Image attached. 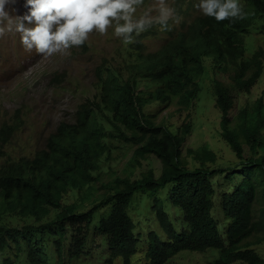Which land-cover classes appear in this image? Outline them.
Listing matches in <instances>:
<instances>
[{
	"label": "trees",
	"instance_id": "obj_1",
	"mask_svg": "<svg viewBox=\"0 0 264 264\" xmlns=\"http://www.w3.org/2000/svg\"><path fill=\"white\" fill-rule=\"evenodd\" d=\"M199 0H174L179 23L160 31L153 26L125 46L121 66L102 61L95 69L96 94L79 105L73 123H61L32 155L0 161V264H65L78 258L89 234L101 237L109 263L130 264L139 236L129 214L135 195L143 197L166 240L149 233L146 264H168L178 253L218 251L213 264H264L255 246L264 242V104L230 117L235 93H249L260 79L264 49L244 57V38L264 35V0H240L243 18L216 22L199 12ZM166 33L164 44L146 52L144 41ZM230 70L229 84L213 83L220 112V136L239 160L211 169L216 154L207 147L182 153L188 123L172 133L155 124L149 106L176 101L189 110L200 93L204 60ZM126 67V71L122 66ZM20 112L0 126V145L17 133ZM243 146L249 155L243 156ZM129 147L128 173L98 189L103 163L113 150ZM154 157L159 176L148 170L133 179L142 162ZM103 191V192H100ZM260 205L255 216L252 204ZM91 207L80 211L81 207ZM166 208L181 211L184 227L175 233ZM221 216V220L218 216ZM22 223V224H21Z\"/></svg>",
	"mask_w": 264,
	"mask_h": 264
},
{
	"label": "rangeland",
	"instance_id": "obj_2",
	"mask_svg": "<svg viewBox=\"0 0 264 264\" xmlns=\"http://www.w3.org/2000/svg\"><path fill=\"white\" fill-rule=\"evenodd\" d=\"M173 8L174 0H167ZM156 0H144L138 9L137 15L143 14L153 8ZM13 15H23L27 9L24 0L17 2L9 9ZM14 10V11H13ZM155 15V11L152 12ZM175 22L170 20L169 26ZM109 28L107 34L95 31L89 34L88 40L82 46H74L64 53H56L51 57L40 56L25 51L20 44L18 33H6L0 38V126L11 120V116L20 112L22 126L5 145H0V161L7 155L25 156L32 155L41 149L48 136L59 124L73 123L79 105L94 98L96 94L95 69L102 61H107L117 67L121 66L125 45L121 39L112 35ZM166 33L146 39L143 43L146 52H155L163 44ZM244 56L249 58L259 48L264 49V35L252 34L244 38ZM264 67V65H263ZM126 71L123 65L119 68ZM205 72L199 79L200 93L198 99L189 110H180L176 101L167 107L149 106L147 112L156 114L155 124L164 126L172 133H176L181 125L188 123L191 127L182 149L183 156L193 168L194 162L188 156L189 150H198L207 147L216 154L214 164H208L211 169L229 168L235 166L239 160L222 140L220 133V112L215 106L213 83L215 81L229 84V69H214L209 59L204 60ZM262 100L264 104V68L260 79L249 93H235L232 109L229 116L235 117L239 111H251ZM243 156L249 155V148L243 146ZM132 155L129 147H119L113 150L108 161L103 163L97 188L101 189L114 177H123ZM148 170L155 176L161 172V164L154 157L142 162L135 172L133 179ZM103 192V191H100ZM129 214L135 222V235L139 236V252L131 258L130 264H146L145 250L147 248L148 234L153 233L166 240L160 231L150 206L143 197L135 195ZM91 207H81L85 211ZM260 205L252 204V215L255 216ZM175 233L184 227L181 211L177 208H166ZM221 220V216L217 217ZM22 224V223H21ZM254 249L264 259V242ZM69 253L68 241L64 247L61 259L65 264H122V259L117 258L109 263V256L105 242L101 237L89 234L87 244L80 256L71 262L67 261ZM218 251L208 249L202 253L183 251L174 256L168 264H213L218 258ZM49 259L55 263L56 254L49 250ZM243 264V263H233Z\"/></svg>",
	"mask_w": 264,
	"mask_h": 264
},
{
	"label": "clouds",
	"instance_id": "obj_3",
	"mask_svg": "<svg viewBox=\"0 0 264 264\" xmlns=\"http://www.w3.org/2000/svg\"><path fill=\"white\" fill-rule=\"evenodd\" d=\"M16 2L0 0V38L18 33L25 51L47 57L84 45L93 31L104 35L111 28L127 46L153 26L167 31L170 20H180L167 0H156L141 15L137 11L144 0H24L27 11L22 16L9 10ZM194 7L216 22L244 16L240 0H199Z\"/></svg>",
	"mask_w": 264,
	"mask_h": 264
}]
</instances>
